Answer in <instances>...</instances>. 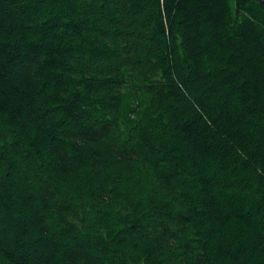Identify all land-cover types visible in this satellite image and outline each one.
Listing matches in <instances>:
<instances>
[{
    "label": "trees",
    "instance_id": "16d2710c",
    "mask_svg": "<svg viewBox=\"0 0 264 264\" xmlns=\"http://www.w3.org/2000/svg\"><path fill=\"white\" fill-rule=\"evenodd\" d=\"M0 264H264V5L0 0Z\"/></svg>",
    "mask_w": 264,
    "mask_h": 264
},
{
    "label": "water",
    "instance_id": "95a60500",
    "mask_svg": "<svg viewBox=\"0 0 264 264\" xmlns=\"http://www.w3.org/2000/svg\"><path fill=\"white\" fill-rule=\"evenodd\" d=\"M264 5V0H259Z\"/></svg>",
    "mask_w": 264,
    "mask_h": 264
}]
</instances>
